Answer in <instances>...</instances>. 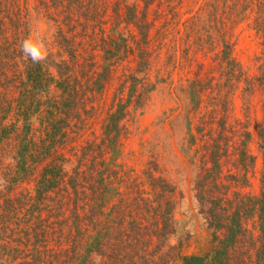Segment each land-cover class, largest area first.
Here are the masks:
<instances>
[{"label":"trees","instance_id":"obj_1","mask_svg":"<svg viewBox=\"0 0 264 264\" xmlns=\"http://www.w3.org/2000/svg\"><path fill=\"white\" fill-rule=\"evenodd\" d=\"M37 1L38 14L42 10L55 24L58 52L34 61L23 51L31 27L23 7L26 0H0V264H170L179 258V251L173 255L171 251L177 248L170 244L176 233L174 187L155 175L154 163L143 171L141 182L129 177L119 164L127 135L124 122L154 88L138 77L150 68L151 24L146 13L154 0H141L140 11L125 7L124 24L137 32L135 48L128 47L122 34L116 40L101 38V65L96 70V63H88L80 48L84 41L78 27L96 23L95 16L89 19L87 15L100 7L101 0ZM223 3L217 31L221 71L216 106L225 109L227 96L236 88L244 104L259 98L260 191L256 196L243 195L239 189L246 185V176L223 174L228 139H223L225 122L218 120L207 167L193 184L213 250L202 258L183 257L182 264H264V0ZM250 9L257 10L254 30L262 48V64L254 77H248L234 60L229 39L233 26L243 22ZM200 30H192L197 41L203 38ZM130 50L135 53V72L113 96L99 138L81 154L67 158L66 153L74 149L71 132L94 110L88 97L103 93L114 66ZM208 88L198 78L189 83L193 115ZM249 140L245 133L235 147L239 171L248 168ZM25 185L32 188L23 189Z\"/></svg>","mask_w":264,"mask_h":264},{"label":"rangeland","instance_id":"obj_2","mask_svg":"<svg viewBox=\"0 0 264 264\" xmlns=\"http://www.w3.org/2000/svg\"><path fill=\"white\" fill-rule=\"evenodd\" d=\"M38 6L37 0H26L23 4L30 18L28 42L42 57L37 60H42L49 54L55 55L58 49L55 45V24L48 21L42 10L38 14ZM125 7H137L140 11L143 5L141 0H101L100 7L87 15L89 19L95 16L96 23L85 28L79 25L80 39L84 41L80 48L85 51L88 63H96L93 70L101 65V38L116 40L117 35L122 34L128 47L135 48L137 32L132 26L124 24ZM223 7V0H154L146 13V19L151 24L147 47L151 54L150 68L138 77L144 78L147 85L154 88L146 95L143 105L132 110L124 122L127 135L123 146L124 159L119 164L129 177L141 182L143 171L147 170L148 164L154 163L158 168L155 175L174 187L176 233L170 244L177 248L171 251L173 255L179 251V258L170 264H182L183 257H206L213 250L212 235L200 214L193 184L201 169L207 167L208 147L216 138L218 120L225 122L227 130L223 139H228L227 155L222 160L223 174L246 176V185L239 189L243 195L256 196L260 191L262 160L257 129L262 112L259 98L244 104L240 88H236L227 96L225 109L216 106L220 101L217 86L221 71L217 31L221 28ZM256 17L257 10L250 9L245 20L233 26L229 38L233 43V58L248 77L256 76L262 64L261 40L254 30ZM198 29H201L199 37H203L199 41L194 35ZM192 30L195 31L192 33ZM128 53L114 66L111 83L103 93L88 97L94 110L88 118L83 116L84 122L71 132L74 149L66 153L67 158L72 159L74 153L81 154L83 148L99 138L101 123L110 110L113 96L119 93L125 78L135 72V53L132 50ZM195 78L208 83L210 90L202 93L200 109L193 115L187 87ZM213 86L216 87L211 88ZM34 129V136L38 137L37 127ZM245 133L250 135L246 143L248 168L239 171L235 147ZM249 158L253 159L252 165ZM31 188L32 185L23 186V189ZM231 190L235 188L232 186ZM248 227L253 229L252 224Z\"/></svg>","mask_w":264,"mask_h":264},{"label":"clouds","instance_id":"obj_3","mask_svg":"<svg viewBox=\"0 0 264 264\" xmlns=\"http://www.w3.org/2000/svg\"><path fill=\"white\" fill-rule=\"evenodd\" d=\"M23 51L25 55H31L34 61L42 58L40 54L32 46H30L28 41H25Z\"/></svg>","mask_w":264,"mask_h":264}]
</instances>
